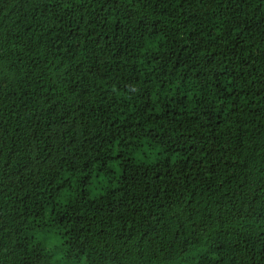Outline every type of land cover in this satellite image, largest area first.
<instances>
[{
  "label": "trees",
  "instance_id": "1",
  "mask_svg": "<svg viewBox=\"0 0 264 264\" xmlns=\"http://www.w3.org/2000/svg\"><path fill=\"white\" fill-rule=\"evenodd\" d=\"M0 264H264V0H0Z\"/></svg>",
  "mask_w": 264,
  "mask_h": 264
}]
</instances>
